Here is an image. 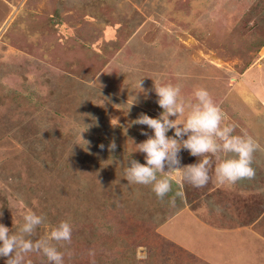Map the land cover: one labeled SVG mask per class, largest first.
I'll return each mask as SVG.
<instances>
[{
	"label": "rangeland",
	"instance_id": "rangeland-1",
	"mask_svg": "<svg viewBox=\"0 0 264 264\" xmlns=\"http://www.w3.org/2000/svg\"><path fill=\"white\" fill-rule=\"evenodd\" d=\"M154 82L179 85L193 102L195 89L205 87L235 134L250 135L261 147L254 153V179L217 183L220 160L212 157L206 186L181 182L183 198L173 206L170 193L147 228L134 224L135 233H147L156 244L155 264H264V0H0V223L16 233L24 214L34 211L45 218L35 240L68 220L78 236L72 245H57L65 264H97L106 252L127 253L130 238L114 230L125 219L105 212L77 221L68 198L53 195L54 184L46 183L56 168L65 175L68 166L72 199L88 197L90 211L96 203L107 208L108 192L121 188L107 182L90 195L81 186L105 182L97 170L103 159L115 168L131 153L145 163L135 150L148 138L142 130L153 131L133 121L163 111ZM87 103L95 108L90 117L83 113ZM180 156L181 167L198 160L183 149ZM124 171L118 181L140 187L145 199L155 196L151 186L129 184ZM121 205L126 214L132 203ZM133 218L130 211V224L137 223ZM91 225L99 228L91 232ZM145 253L144 244L136 245V259ZM25 260L49 264L37 253Z\"/></svg>",
	"mask_w": 264,
	"mask_h": 264
},
{
	"label": "clouds",
	"instance_id": "clouds-1",
	"mask_svg": "<svg viewBox=\"0 0 264 264\" xmlns=\"http://www.w3.org/2000/svg\"><path fill=\"white\" fill-rule=\"evenodd\" d=\"M139 86L142 89L141 80ZM154 91L163 111L156 118L141 113L133 121L134 124L146 125L153 135L142 130L148 138L137 144L135 150L145 154V163L131 158V153L129 155L123 176L129 184L151 186L161 200L172 192L174 181L204 187L211 179L212 157L220 160L214 171L216 181L221 185L255 178L254 153L260 150L259 142L250 135L235 134L236 126L225 123V113L205 87L195 89L194 102L184 99L179 85L154 82ZM169 130H174L173 136L167 135ZM115 147V143L109 145L110 150ZM182 149L197 157V162L181 167ZM220 154H225L223 159H220ZM165 172L169 175L158 176V173ZM183 196L182 191H177L169 203L174 206L176 198L182 199ZM216 211L221 212L222 208L217 206ZM44 221L42 215L28 211L16 233L0 223V257L5 258V264H31L25 260L29 253L42 254L49 264H65L64 254L57 245L71 242L73 225L62 220L46 237L32 239Z\"/></svg>",
	"mask_w": 264,
	"mask_h": 264
},
{
	"label": "trees",
	"instance_id": "trees-1",
	"mask_svg": "<svg viewBox=\"0 0 264 264\" xmlns=\"http://www.w3.org/2000/svg\"><path fill=\"white\" fill-rule=\"evenodd\" d=\"M84 106H86L87 109H85V107H84L83 113H87V116L90 117L92 115L90 112H92V110L95 109L94 106L91 105L90 103L84 104ZM109 163H111V162H109L108 159H103L101 162V166L97 169L98 172L100 173L99 176L102 175V177H103L102 179H105V182L103 180L102 183H98V182L94 183L93 180H91V182L89 180H87V183H89V184H85L87 190H85V185L83 187L81 186V190H83L84 192L89 191L90 195H92L91 190L94 191V188H96V187H98L100 189V188L104 187V184L107 182L110 183V188H114V189L115 188L116 189L121 188L120 191H118V192L114 191L116 194H114L111 191L108 192V196L105 198L106 201L108 199H110L109 202L106 203L108 205L107 208H104L102 206L104 202L102 203V205H97V203H96V205H94V211H90L89 206H88V204H89L88 200H90V199L88 197H86V199H87L86 202H83L84 200H82V198L77 199L76 200L77 202L72 199V195L75 193L76 189L72 183V181L74 180L73 179L74 173L73 172L70 173V169L68 166H63L64 168L62 170H64L65 175H62V173H57V170L59 168H56L57 169L56 172H54L52 174V176H53L52 180H47L46 185L48 186V185L54 184V188L57 192L51 191V193H54L53 195H55V193H57L61 197H67L68 198V199H66L67 200L66 202L68 203V201H69V204L73 205V209L71 210V214L74 215V217L77 219V221L84 220L83 217L85 215H91V218H94L93 217L94 215H100L101 216V215H104L105 212H107L110 215H114L118 218L121 217L122 219L126 220V223L121 222V223L116 224L114 226V230H116L115 229L116 227H117V229H119V231H117L118 233L116 234L118 236V238H120V239L125 238V237L130 238V242L125 240L126 244L124 243L125 248L127 249V253L125 251L122 253V255H120L118 252L110 255L108 252H106L105 253L106 255H103L102 257L101 256L96 257L98 260L97 264H155V263H157L156 262V256H155L156 252L154 251L153 248L156 246V244L154 242H150L148 240L147 233L145 235L139 237L135 233L134 224L137 226L145 225L147 228V223H146L147 220L154 214V212H156L158 210V207L160 205H163V204L167 205L166 204L167 202H162L161 199L157 198L156 195L153 198L145 199L146 194H148V193L145 192L143 189H141L140 187L138 190H135L133 187L131 189L130 185L128 186L127 184H123V182L117 180V178H119V176L123 174L124 170L122 169V167H126V164L128 163V161H126V158L124 159L122 157L120 160L115 161V163H116L115 168L111 167V166L107 167V165H109ZM67 172L70 173V176L68 175ZM259 174H262V173L259 172L257 174V176ZM159 177H161V175ZM71 179H73V180H71ZM48 181L50 182L49 184H48ZM255 184H258V183L257 182L254 184L251 183L250 186H248V187H251L250 189H253ZM173 185L176 186V189L172 191L175 194V192L180 191V186L176 182H173L172 186ZM172 192H170V193H172ZM170 193L168 195H170ZM130 202L132 203L131 208H130ZM73 203H75V204H73ZM114 203H120L119 207L121 210L123 207L121 204L129 205L130 210L127 209L126 214H124V213L121 214V212H119V211H121L120 209L117 210L116 206H112ZM63 207H64V205L59 209H63ZM130 211H131V214H133V217H134L133 219H135L137 223L134 222L133 224H130ZM127 214H128V216L126 217ZM97 219H99V218H97ZM120 224H122V226H120ZM97 228H99V226L97 227V225H95V226L91 225L90 226L91 232H95V229H97ZM106 228H104V229L102 228L100 230H106ZM36 231H37V229H36ZM122 234L125 236H123ZM77 236L78 235H74L72 237H77ZM74 241H76V240H74ZM121 243H122V241H121ZM138 244H140V245L144 244L145 248H146V253H145L146 257L143 258L142 260L136 259L135 255H134L135 247ZM70 245H72L71 242H70ZM62 247H65V244L63 246L60 245V248H62ZM105 247L110 248V247H112V245H110V244L105 245ZM0 259H5V258L0 257ZM4 264H5V261H4Z\"/></svg>",
	"mask_w": 264,
	"mask_h": 264
},
{
	"label": "crops",
	"instance_id": "crops-1",
	"mask_svg": "<svg viewBox=\"0 0 264 264\" xmlns=\"http://www.w3.org/2000/svg\"><path fill=\"white\" fill-rule=\"evenodd\" d=\"M260 58L263 59V57H260ZM252 65H254L255 67H258V68L260 67V64H259V63H257V64L254 63V64H252ZM252 65H251V66H252ZM251 66H249V67H251ZM262 67H263V66H262ZM247 69H250V68H247ZM255 69H257V68H255ZM240 77H241V74H240Z\"/></svg>",
	"mask_w": 264,
	"mask_h": 264
}]
</instances>
